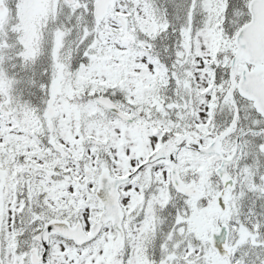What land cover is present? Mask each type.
Here are the masks:
<instances>
[{
	"label": "snow or ice",
	"instance_id": "snow-or-ice-1",
	"mask_svg": "<svg viewBox=\"0 0 264 264\" xmlns=\"http://www.w3.org/2000/svg\"><path fill=\"white\" fill-rule=\"evenodd\" d=\"M0 264H264V0H0Z\"/></svg>",
	"mask_w": 264,
	"mask_h": 264
}]
</instances>
